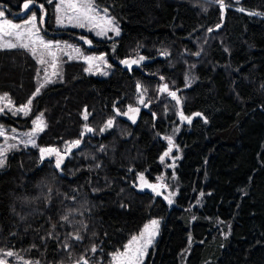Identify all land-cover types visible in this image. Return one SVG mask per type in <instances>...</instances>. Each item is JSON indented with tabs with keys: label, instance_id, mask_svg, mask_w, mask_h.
Wrapping results in <instances>:
<instances>
[{
	"label": "trees",
	"instance_id": "1",
	"mask_svg": "<svg viewBox=\"0 0 264 264\" xmlns=\"http://www.w3.org/2000/svg\"><path fill=\"white\" fill-rule=\"evenodd\" d=\"M24 1L0 9L13 17ZM34 2L48 35L105 53L113 68L96 77L64 62L27 115L9 113L19 127L43 114L46 127L0 167V249L31 264H110L158 217L144 264H264V0H95L120 25L113 39L56 28V1ZM141 56L131 71L118 66ZM38 70L27 49H0V95L26 104ZM178 112L203 119L186 126ZM165 137L178 143L172 161H161ZM47 147L60 150L59 168L41 157Z\"/></svg>",
	"mask_w": 264,
	"mask_h": 264
},
{
	"label": "snow or ice",
	"instance_id": "2",
	"mask_svg": "<svg viewBox=\"0 0 264 264\" xmlns=\"http://www.w3.org/2000/svg\"><path fill=\"white\" fill-rule=\"evenodd\" d=\"M51 2V0H49ZM218 3H220L221 8L224 7L223 0H217ZM34 4V0H26V2L23 4V10L28 11L30 7ZM40 8L43 9V5H40ZM56 11L59 14L57 16V22L63 23L65 17L68 19L69 22H72L73 20L77 21V24L79 27H84L85 23L88 22L93 25V27L100 29L97 32V35H106L107 31L110 29L111 31L115 32L117 35H119V28L114 26V22L111 18H108L107 16H100L99 11L95 8L91 0H59V3L56 5ZM105 12L107 10H104ZM68 13H71V15H67ZM5 12L0 10V49H14V48H23L31 51V53L35 56L37 54V46H39L40 49L44 50L40 53L39 56V63L41 65L49 64L51 68L53 69L51 75L56 76L58 75L57 69V60H56V52L53 51V45L51 42H45L42 37L39 35V27L37 26V17L36 14L33 13L31 17L24 21L23 24H16L13 23L11 20L5 19ZM41 22L43 21V17L40 18ZM219 27V25L217 26ZM211 31V29H209ZM13 39L15 42H13ZM90 43V41H89ZM58 46V45H57ZM45 53L51 57V61H47L44 58ZM166 54V53H162ZM86 61L89 62V68L85 69V71H92V61L94 60H103L104 57H84ZM145 57L141 56L139 59L136 60H124L121 61V63H124L131 67L133 64H139L140 61L144 60ZM98 67V66H97ZM107 75V73H104ZM51 82V77L48 74L47 69H44V80L43 83H41L33 93V96L38 94L41 91V88H43L47 83ZM139 88V85L137 86ZM162 92L168 91V86L163 85L160 89ZM170 96H172L174 99H176L177 103H180L179 98L177 97L175 92H169ZM7 98V94H5L4 97H0V100H4ZM141 104L144 103V101L141 99L139 101ZM11 104V100H8V105ZM6 105V106H8ZM31 105H32V99L29 98L26 104L20 106L16 109L17 112H23L25 115H27L31 111ZM3 111V108H0V112ZM128 111L131 113L138 112V108H134L131 105H129ZM127 115L128 113H124ZM195 115L199 116L200 113H196ZM43 114L41 116L37 117L35 120H33V130L32 133L28 134L29 139L28 143L35 146V139L32 137L38 133L42 132L44 128L46 127V124L44 123L42 119ZM180 117L182 120H186L189 123H191L192 117L184 116L183 113H180ZM85 119H87V110H85ZM130 119L135 122V117L132 116ZM112 126V120H109L105 127H111ZM85 130L88 132L93 131V129L88 128L87 125H85ZM178 130V129H177ZM103 131V129H101ZM5 133L2 128H0V136H4ZM165 139L168 141L169 149L164 153L163 156H161V161H163L164 157L168 156L170 152L172 151V145L173 140L172 137H165ZM80 144V140H75L71 142H67V147L65 149V152L68 153L71 151L72 148L77 147ZM11 147H15V145H12ZM7 149H0V167H2L5 163V152ZM41 157L48 155L51 156L53 154L57 157L56 167L59 168L60 164L63 161V156L60 153V150L53 148V147H47V148H40ZM139 180L142 182V187H149L152 188L153 191L157 190V185L148 184L147 181L144 179L143 174L139 176ZM166 187V185H164ZM203 195V193H201ZM166 199H168L166 197ZM172 201L169 199V203ZM64 220H67V217H63ZM158 221L153 220L151 222L152 229L149 230V226H145V231L141 233L140 237H132V239L129 241L127 245L124 246V251L118 252L114 254L113 259L115 261V264H142L143 257L145 255L146 249L148 246L152 243V240L155 236L154 229L158 227ZM76 240L82 239V237L79 234H76L74 236ZM67 247V245H65ZM92 251L95 252L96 248L93 247ZM7 256L11 257L14 255L13 252L9 251L6 253ZM0 264H7V261L5 259H0ZM84 264H87V261H84Z\"/></svg>",
	"mask_w": 264,
	"mask_h": 264
},
{
	"label": "rangeland",
	"instance_id": "3",
	"mask_svg": "<svg viewBox=\"0 0 264 264\" xmlns=\"http://www.w3.org/2000/svg\"><path fill=\"white\" fill-rule=\"evenodd\" d=\"M56 4H55V21H54V26L56 28H60V29H75L78 31H83L86 33H90L92 36H94L97 39H102V38H116L120 35L121 33V29H120V25L119 23L115 20V18L113 17V15L110 13L109 9L105 6H99L95 0H91V2L93 3V5L95 6V8L99 11L100 16H107L108 18H111L114 22V26L119 28V35H117L115 32L111 31L110 29L107 31L106 35H97V32L100 30L98 28L93 27L92 24L88 23V22H84L85 26L84 27H79L77 24V21L73 20L72 22H69L68 19L65 17L64 22L63 23H58L57 22V16L59 15L56 11V5L59 3V0H55ZM26 1H24L21 4V9L20 11L16 12V14L11 17L7 14V12L4 9H0L2 11L5 12V19L11 20L13 23L16 24H23L25 20L29 19L31 17V15L33 13L36 14L37 17V26L39 27V35L40 37L43 38V40L45 42H51L53 45V51L56 52V60H57V69L56 71L58 72V75L56 76H52L51 73L53 71V69L49 64H45V65H41L38 61H39V56L40 53L44 50L40 49L39 46H37V54L34 56L31 51H29L31 53V55L34 57V59L36 60V62L39 65V70H38V74H37V86L36 88L43 83L44 80V69L46 68L48 71L49 76L51 77V82H55L60 78V74H61V67L62 64L64 62L67 61H81L84 63L85 65V69L89 68V62L86 61L84 59V57H100L103 56L104 59L101 60H94L92 61V71H85L87 74L92 75V76H96V77H107L111 74L112 72V68L113 65L112 63L109 61V59L107 58L105 53H101V52H86L79 44L77 43H73L67 40H62L59 38H56L54 36L48 35L46 32L47 30L45 29V27L43 25H41L39 23L38 20V14H37V9L41 10L40 5H37V3L34 2V4L30 7V9L28 11H24L23 10V4ZM104 10H107L106 12ZM67 15H71V13H68ZM13 42L14 39H13ZM58 45V46H57ZM19 48V47H18ZM45 60L47 61H51V57L48 56L46 53L44 55ZM98 66V67H97ZM104 73H107V75H105ZM190 82V78L189 76L186 77V83ZM49 84V83H47ZM46 84V85H47ZM35 88V90H36ZM35 92V91H34ZM33 92V93H34ZM39 94V93H38ZM38 94H36L35 96H37ZM5 95H0V97H4ZM35 96H33V94L31 95V99H33ZM8 100H10L8 97L4 100H0V108H3V111L0 112V128L3 129L5 135L4 136H0V149H7V151L5 152V161H6V157L8 156V154L10 153V151H12L13 149L19 148V147H33L32 144L28 143V139H29V135L30 133H32L33 130V120H35L37 117L41 116L40 114L33 117L32 121H31V126L30 127H19V126H15L12 125L10 123L7 122V120L9 119V113L12 114H20L21 116H25V114L23 112H17L16 109L19 108L20 106L14 105L11 101V104L8 105ZM8 105V106H6ZM24 105V104H23ZM22 106V105H21ZM43 119V118H42ZM178 119V116H177ZM44 121V120H43ZM179 121V120H178ZM180 122V121H179ZM45 123V122H44ZM177 129H179V125H175ZM41 132L36 133L32 138L35 139V146L37 144V138L40 135ZM173 140V145H172V151L170 152V154L168 156H166V158H168L169 160H174L177 157L178 152H180L179 147H178V143L172 138ZM12 145H15V147H11ZM169 145V144H168ZM169 149V148H168ZM168 151V150H167ZM48 156V155H46ZM56 161H57V157L55 154L51 155ZM5 164V163H4ZM153 220L158 221V227L154 229L155 231V236L154 239L152 240V243L148 246V248L146 249L145 255L143 257L142 260V264L145 263L149 251L152 248V246L154 245L158 234H159V229H160V218L155 217V218H151L148 221L145 222V224L143 225V227L141 228V230L139 231V233L134 234L133 236L130 237V239L127 241V243L125 245H127L129 243V241L132 239V237H140L141 233H143L145 231V226H149V230H153L152 229V225L151 222ZM10 250H1L0 249V259H5L7 261V264H31L30 262H28L27 260L16 256L15 254L11 257L7 256L6 253L9 252ZM124 251V247L123 249L116 251L115 253H113L112 258H111V263L110 264H115V261L113 259L114 254L118 253V252H122Z\"/></svg>",
	"mask_w": 264,
	"mask_h": 264
},
{
	"label": "water",
	"instance_id": "4",
	"mask_svg": "<svg viewBox=\"0 0 264 264\" xmlns=\"http://www.w3.org/2000/svg\"><path fill=\"white\" fill-rule=\"evenodd\" d=\"M79 42H80V43H83L84 41H83L82 39H80ZM124 60H132V59H123V60H120V61L118 62V66L121 67V68H123L124 70L131 71V70L136 66V64H133V65H131V67H129L128 65H126V64H124V63H121V61H124ZM180 113H181V112L178 113V119H179V121H180L183 125H186V126H190V125L192 124V122L194 121V119L197 118V117H200V118L203 119L202 115H199V116L195 115L196 113H199V112H194V113H192V114H190V115L188 116V117H192V119H191V123H189L188 121H186V120H182V119H181V117H180ZM183 115H184V116H187L185 113H183Z\"/></svg>",
	"mask_w": 264,
	"mask_h": 264
},
{
	"label": "flooded vegetation",
	"instance_id": "5",
	"mask_svg": "<svg viewBox=\"0 0 264 264\" xmlns=\"http://www.w3.org/2000/svg\"><path fill=\"white\" fill-rule=\"evenodd\" d=\"M179 113V112H178ZM187 116H189V115H187ZM179 120V119H178ZM181 123V122H180ZM182 124V123H181Z\"/></svg>",
	"mask_w": 264,
	"mask_h": 264
}]
</instances>
